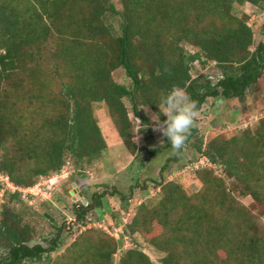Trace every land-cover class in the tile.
<instances>
[{"label": "trees", "instance_id": "obj_1", "mask_svg": "<svg viewBox=\"0 0 264 264\" xmlns=\"http://www.w3.org/2000/svg\"><path fill=\"white\" fill-rule=\"evenodd\" d=\"M236 4L264 11V0H120V10L113 0H0V173L25 189L72 164L94 165L108 151L98 105L135 155L131 113L146 123L142 109L159 114L161 98L173 89L184 90L199 112L209 99L245 98L263 76L264 43L253 51L249 15L236 14ZM196 64H214L223 77L216 85L196 78ZM120 69L132 89L116 82ZM193 140L199 158L189 165L203 158L213 165L193 171L198 193L178 181H154L158 198L141 203L127 224L117 223L124 227L119 238L88 229L58 257L63 228L19 193H7L0 264L54 257L52 264H155L136 239L143 234H152L150 245L165 255L160 264H264V119L256 129L208 142L197 121L186 145ZM239 197H250L252 207ZM103 198L94 197L90 208H102ZM88 215L89 208L77 209L80 222ZM39 218L57 233L49 248L34 245ZM126 237L134 247L116 262Z\"/></svg>", "mask_w": 264, "mask_h": 264}, {"label": "rangeland", "instance_id": "obj_2", "mask_svg": "<svg viewBox=\"0 0 264 264\" xmlns=\"http://www.w3.org/2000/svg\"><path fill=\"white\" fill-rule=\"evenodd\" d=\"M113 1L120 10V0ZM235 11L238 15H249V25L256 37L253 48L255 51L260 43H264V11L251 5L237 4ZM50 48H53L52 44L47 50ZM223 73L224 71L214 64L208 67L196 64L193 71L194 77H206L214 85L223 77ZM114 78L119 84L132 89V80L125 70H118ZM142 112L148 119L146 123L139 122L133 113L130 116L135 125L134 141L138 147L137 153L132 155L123 144L106 106L98 105L96 115L107 141L108 151L94 165L85 166L84 170L73 164L65 169L66 171L61 173L63 177L56 182L51 196L43 192L46 195L42 194L33 205L25 202L34 212L46 214L63 228L60 234L62 248L55 257L62 255L88 229L102 230L111 237L119 238L124 232V227L117 226V223L127 224L130 216L141 203L155 201L158 198L160 188L154 181H178L190 195L201 190V185L195 179L194 170L189 168V164L199 158L194 148L195 140L186 145L180 153L167 149L162 133L155 130L156 123L153 116L156 114L149 108L142 109ZM199 113L197 121L200 137L206 142L221 135L229 138L240 135L248 127L256 129L264 119V72L259 86L253 92H248L245 98L226 99L221 96L217 99H209ZM165 167L168 169L163 172ZM215 169L219 175L222 174L219 168ZM229 184L232 182L229 181ZM145 185H147L146 189H144ZM80 194H83L89 204L93 203L97 195H104L103 207L98 208L95 204L89 210L87 218L81 222L77 216V208L82 206V202L78 199ZM239 198L245 206L252 207L253 200L250 197ZM260 224L264 227V217L260 219ZM37 227L38 235L34 245L49 248L51 241L57 237L56 231L41 218L38 219ZM153 237L152 234H143L136 239L152 261L160 264L165 255L150 245V239ZM133 247V239L126 237L122 248L115 256V261L118 262L122 254ZM55 257L52 261L56 259ZM52 261L40 264H52Z\"/></svg>", "mask_w": 264, "mask_h": 264}, {"label": "clouds", "instance_id": "obj_3", "mask_svg": "<svg viewBox=\"0 0 264 264\" xmlns=\"http://www.w3.org/2000/svg\"><path fill=\"white\" fill-rule=\"evenodd\" d=\"M161 115L166 119L161 121ZM199 115L197 103L184 90L175 88L161 98L159 114L153 116L155 130L162 133L174 152L180 153L186 146L192 129L197 127Z\"/></svg>", "mask_w": 264, "mask_h": 264}, {"label": "built area", "instance_id": "obj_4", "mask_svg": "<svg viewBox=\"0 0 264 264\" xmlns=\"http://www.w3.org/2000/svg\"><path fill=\"white\" fill-rule=\"evenodd\" d=\"M138 121L141 122L140 120ZM202 167H213V165L210 164L207 159L203 158L202 162H198L189 166V168H191L192 170H198ZM65 171L66 170H64L62 173H64ZM62 177L63 175L57 174L49 178H43L34 187L24 189L15 186L8 176L0 173V205L4 203V197L7 193H19L24 202L33 205L34 201L39 199L43 192H47L51 196V192L53 191V188H55L54 186L56 185V182H58V179ZM84 202L85 205H88V201L85 200Z\"/></svg>", "mask_w": 264, "mask_h": 264}, {"label": "flooded vegetation", "instance_id": "obj_5", "mask_svg": "<svg viewBox=\"0 0 264 264\" xmlns=\"http://www.w3.org/2000/svg\"><path fill=\"white\" fill-rule=\"evenodd\" d=\"M78 199H79V201L82 202V206H80V207H78V208L84 207V209H88V208H89V210L91 209V208H90V205H91V204H89V202H88V205H85V202H84V201H85V200L88 201V200L84 198L83 194H80L79 197H78ZM96 206H97V205H96ZM78 208H77V209H78Z\"/></svg>", "mask_w": 264, "mask_h": 264}, {"label": "water", "instance_id": "obj_6", "mask_svg": "<svg viewBox=\"0 0 264 264\" xmlns=\"http://www.w3.org/2000/svg\"><path fill=\"white\" fill-rule=\"evenodd\" d=\"M48 217V216H47ZM49 219H51V221L56 225V226H59V224L55 221V219H52L50 217H48Z\"/></svg>", "mask_w": 264, "mask_h": 264}]
</instances>
